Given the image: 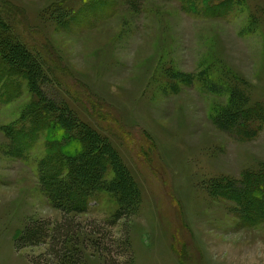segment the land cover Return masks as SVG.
<instances>
[{"label": "rangeland", "instance_id": "obj_1", "mask_svg": "<svg viewBox=\"0 0 264 264\" xmlns=\"http://www.w3.org/2000/svg\"><path fill=\"white\" fill-rule=\"evenodd\" d=\"M0 22V264H32L46 247L17 235L63 217L84 264L104 246L122 264L125 227L131 264H264L243 183L264 169V116L243 138L222 122L264 107V0H0ZM81 193L84 211L56 207Z\"/></svg>", "mask_w": 264, "mask_h": 264}, {"label": "trees", "instance_id": "obj_2", "mask_svg": "<svg viewBox=\"0 0 264 264\" xmlns=\"http://www.w3.org/2000/svg\"><path fill=\"white\" fill-rule=\"evenodd\" d=\"M2 37L5 41L8 39V37L10 38L9 35L6 34L3 35V33H2ZM16 47L12 46L10 49H5V51L11 53V51L15 50ZM11 55L12 53L9 55V60H5L8 63V67L6 68L7 69L6 72L8 74L18 72L15 61L13 60ZM2 87L3 90L6 91L5 87L4 86ZM4 95L6 94L4 93ZM6 97H9V95H7ZM36 105H37V101H36ZM237 112L238 115L233 114L232 116V114H230V112L228 111L227 115H225L226 118L223 117L222 122L224 124L229 125L228 128L229 130L237 131L236 134L240 135L241 138H243L247 136V133H253L255 129H258L257 127H249L247 122H251L252 118H257L258 120L261 117H263L264 107L260 105L255 106V108L244 107L241 109H237ZM256 115H258V117ZM234 119L238 120L236 124H232L233 122H235ZM42 126L45 127V125L43 124ZM58 126L62 127V131H64L66 127V125H63L61 123ZM46 127L49 129L50 127H52V125L48 124L46 125ZM75 136L77 135H73V134L71 136L68 135L66 139L71 140L72 145L74 146V148L77 149L74 141ZM78 138L81 139L79 135ZM89 161H93V160L91 159ZM93 162L95 163V161ZM86 169L87 171L83 175L85 179H87V183L93 182L91 175L94 171V167L92 168L87 167ZM262 170L263 171H260V173L255 174L248 179H245V181L243 182L245 183L244 187L251 186L249 187V191L251 194L248 197L249 199L251 198L258 202V206L261 211L264 210V169ZM119 188L120 190L124 191L123 192L124 194L122 196H119L120 198L118 197L119 207L115 211L113 218L114 221H116L124 217L125 219L124 222L127 224L126 220L135 211L137 203L135 199L130 194H128V192H126L125 188L120 186ZM242 191L243 189L241 188V192ZM75 196L76 194L71 195L69 197L64 195L58 199L56 198L55 201L56 207L61 209L66 215H70L69 213H71L72 211H79V212L84 211L85 208L83 206V199L86 198V195L84 193H81L78 194V196L76 197ZM253 211H256V209H253ZM259 216L261 217V214ZM63 218H64L63 220L53 225L50 224L49 221L47 220H39V221L35 220L28 222L15 239L16 249L21 250L26 247L41 246V245L42 247H46L43 250L44 252H41L36 257L31 258L30 261L32 264H84L82 262L83 261L82 253L77 248L78 235H79L78 223L75 224V222L71 218H66V217ZM124 231H125L124 232L125 238L119 241L118 240L112 241L110 247L113 248L115 251H118L120 253L119 255L126 256L122 264H131L132 254L129 248V241L127 240L126 227ZM47 238L49 239L47 240ZM95 241H94L95 245L100 244V241L98 240ZM103 252L107 253V255L105 253L106 258H104L107 264H116V261H114L113 258H111L110 256V254H113L110 249L105 248L104 246Z\"/></svg>", "mask_w": 264, "mask_h": 264}]
</instances>
